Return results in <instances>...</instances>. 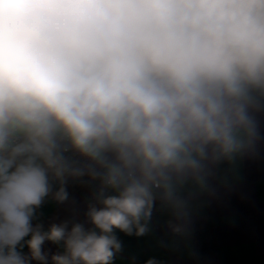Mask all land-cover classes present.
I'll return each mask as SVG.
<instances>
[{
    "label": "clouds",
    "instance_id": "clouds-1",
    "mask_svg": "<svg viewBox=\"0 0 264 264\" xmlns=\"http://www.w3.org/2000/svg\"><path fill=\"white\" fill-rule=\"evenodd\" d=\"M258 111L264 0H0V264H49L46 241L51 264H112L158 192L252 146ZM85 174L91 228L33 224Z\"/></svg>",
    "mask_w": 264,
    "mask_h": 264
},
{
    "label": "crops",
    "instance_id": "crops-1",
    "mask_svg": "<svg viewBox=\"0 0 264 264\" xmlns=\"http://www.w3.org/2000/svg\"><path fill=\"white\" fill-rule=\"evenodd\" d=\"M255 118L259 138L251 147L231 159H209L198 176L174 183L171 198L157 193L154 218L148 220L144 235L115 233L122 247L112 264H146L149 259L155 264H196L194 256L202 244L203 264H264V111ZM59 187L52 182L33 224L43 230L64 222L69 229L75 223L91 228L86 213L89 204L96 203L100 178L91 177L63 202L54 199ZM43 249L51 264V255L62 253L63 244L46 241ZM22 251L28 254L26 246Z\"/></svg>",
    "mask_w": 264,
    "mask_h": 264
},
{
    "label": "trees",
    "instance_id": "trees-1",
    "mask_svg": "<svg viewBox=\"0 0 264 264\" xmlns=\"http://www.w3.org/2000/svg\"><path fill=\"white\" fill-rule=\"evenodd\" d=\"M66 155L69 156L72 160L76 161L79 166H83V165L89 163V161L87 160V158L80 156L78 153H74L72 151H69V152L66 153ZM90 178H91V176L88 175V174H85V175H83L81 177H68L67 178V181H66V184H65V188H66L67 193L68 194H71V193L75 192L86 181H88ZM156 224H154V226ZM204 252H205V245L202 244L199 252L194 256V260L196 261V264H203Z\"/></svg>",
    "mask_w": 264,
    "mask_h": 264
},
{
    "label": "built area",
    "instance_id": "built-area-1",
    "mask_svg": "<svg viewBox=\"0 0 264 264\" xmlns=\"http://www.w3.org/2000/svg\"><path fill=\"white\" fill-rule=\"evenodd\" d=\"M150 218H154L153 215L151 214V217ZM155 229L159 232L161 230V227L160 225L156 224L155 225ZM171 264V263H170Z\"/></svg>",
    "mask_w": 264,
    "mask_h": 264
}]
</instances>
